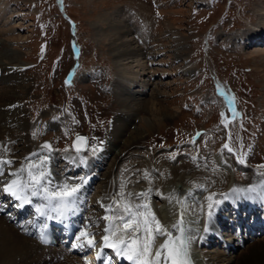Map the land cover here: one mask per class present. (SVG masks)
Returning <instances> with one entry per match:
<instances>
[{"label": "rangeland", "instance_id": "1", "mask_svg": "<svg viewBox=\"0 0 264 264\" xmlns=\"http://www.w3.org/2000/svg\"><path fill=\"white\" fill-rule=\"evenodd\" d=\"M4 2L13 13V23L18 25V34L22 37L20 71L27 86L21 92L22 112L11 110L17 117H20L19 113L24 115L25 122L9 118L10 113L4 115V133L0 135L3 157L23 155L27 152L24 149L26 143L38 144L37 140L43 136L51 137L61 150L70 148L74 133L88 134L90 144L96 146L112 137L109 132L120 105L119 95L108 88L116 68L107 46L108 39L101 36V27L106 26V19H118L119 14H124L131 18L135 28L147 24L144 29L148 35L146 45L149 52H157L153 67L164 85V95L159 98V103L170 112L174 108L179 110L172 120L142 139L132 153H143L154 160L192 157L197 166L201 167L204 162L210 170L218 166L213 159L221 154L227 170L232 168L239 173L237 175L234 170L238 178L234 180L233 171L231 174L228 170V180L237 183L244 180L252 168L264 169V43H257L258 39L264 38V28L255 39L244 40L264 15L259 10L261 5L264 6V0ZM168 25L184 36L185 50L179 54L181 56H176L173 51V36ZM136 33L135 36L140 32ZM76 56L80 67L72 78L70 73ZM185 59L192 66L190 72L181 70L187 64ZM88 68L94 69L96 77L84 80ZM3 85L7 86L1 83L0 90ZM228 98L233 101L237 115L226 124L230 118ZM224 144H228L232 152L225 149ZM88 149L93 150L92 147ZM68 152L73 153L70 149L64 151V155ZM242 154H246L245 164L237 162V157ZM111 158L114 164L111 154L103 158L108 161L100 174L105 180L98 184L104 183L108 196L113 198L115 195L110 193L113 185H110V179L107 181L108 176L106 178L107 172L114 169ZM13 161L16 164L19 159ZM61 162L62 166L65 160ZM16 168L18 166L11 170ZM113 189L116 190L115 176ZM244 248L226 251L225 255L246 256Z\"/></svg>", "mask_w": 264, "mask_h": 264}, {"label": "bare ground", "instance_id": "2", "mask_svg": "<svg viewBox=\"0 0 264 264\" xmlns=\"http://www.w3.org/2000/svg\"><path fill=\"white\" fill-rule=\"evenodd\" d=\"M8 10L6 2L0 0V85L3 82L7 85H3L0 90V135L4 133V130H2L4 125L2 123H4L3 120H5L4 115L6 113H10L9 118L12 117L13 120H18L19 123L25 122V116H21L20 114L22 112L20 102V98L22 97L21 92L27 86L25 78L20 71L22 63V37L18 34V25H14L13 23V13ZM259 10H262L264 14L263 5L260 6ZM124 21L127 23H124ZM105 22L106 26L101 27V36L104 39H108L107 46L116 68L111 86L112 90L119 95L118 102L120 105L119 113L113 119L111 131L109 132L112 134V137L104 144L105 153L111 152L113 160L116 163L113 172L116 193L120 194L123 191L125 198L129 199L133 204L147 203L151 211L155 213L157 219L169 231H172L171 226L176 217L180 220L181 213H183V224L191 233V240L193 239L189 246L190 255L197 264H242L243 262L244 264H264V235L259 236L261 237L260 239L257 237L255 240L245 244L243 253H247V255L241 254L240 258L225 255L226 251L231 252L235 249L234 246L236 244L234 241L223 247V250L208 252L200 247V244H203V239L200 237L201 233H204L202 229L203 215L208 208V204L215 202L214 198L212 201H209L208 197L212 196L217 188L221 189L216 191V196H218L216 198L220 199L230 193L233 188H247L250 185H258L259 181L264 179L261 176V173L264 172L253 170L251 173L245 175L244 180L237 183L234 180H238V178L235 176L234 169L232 168L234 180H228V170L222 155H217L213 159L218 165L221 163V166L216 165L214 169L210 170L203 164L204 162L200 167L202 169H200L196 164L195 158L193 159L192 157H178L176 160L163 158L154 160L143 153H132V150L137 149L142 139L149 137L161 125L172 120L179 110L174 108L170 112L159 103V98L164 95V85L162 79L156 75L157 71L153 67L154 57L152 54H149L148 46L146 45L148 35L144 33V29H147V24L144 27L135 28L131 25V18L126 17L124 14H119L118 19H115V17L113 19L109 18V20L106 19ZM263 28L264 15L259 19L258 25L249 30V34H246L244 40L255 39L258 32L263 33ZM168 30L170 35L173 36V51L176 53V56H181L179 54L185 50L184 36L178 30H173L169 25ZM135 31L140 33H136L137 36H135ZM185 60L187 64L183 65L181 70L190 72L192 66L189 65L190 63L187 59ZM78 64L79 57L76 56V63L71 70V74L77 69ZM226 101L230 118L225 123L228 124L236 119V115L235 117L233 116V110L235 111L233 101L229 98ZM6 104L10 105L3 109ZM12 109L20 112V117H17L15 115L16 112L11 111ZM131 125L134 127L133 130H131ZM36 145L37 143L31 142L24 145V149H27L26 154H29L30 159H27L26 156V158L20 161L16 170L10 169L6 183L17 178L12 173H17L21 180L26 179L27 167L34 162L31 152L36 148ZM38 151L39 155L35 158L38 160L35 172L41 170L47 172L49 175L46 176V181L56 179L57 173L55 169L53 170L51 162L47 161L41 167L43 157L48 156L51 158L55 156V150L47 152L39 148ZM71 154L79 157V161L81 162L82 153L73 152ZM66 155L69 156V152ZM127 155H131L132 157H126ZM3 158L0 154V160L3 161ZM51 161L53 164L52 158ZM0 166L3 170L2 165ZM22 168L25 170L21 173L20 169ZM146 174L147 178H145ZM69 176L65 180L68 184L75 185L80 183L81 178L72 179ZM95 177L85 178L87 182L83 186ZM176 183H182L187 186V191L182 193L175 192L174 185ZM122 185L124 186L123 188ZM138 188H141L140 193L148 192L149 189L151 191L147 197L138 198L135 195L128 197V193L139 194L137 193ZM55 190L57 189H50V191ZM0 191H3V187L2 189L0 188ZM119 194L110 198L105 184L101 183L99 190L96 192L99 200L97 203L106 210L109 204H112L113 209H116L118 205L112 201L121 202ZM155 198H159L160 201L155 203ZM180 200L182 204H179ZM218 207L219 209L221 208L220 205ZM15 214L19 216L21 212H17L16 209ZM108 214L114 215L113 212H108ZM9 219V217H3L0 214V264H94L93 261L85 262V256H81L78 252L72 250V248L65 249L60 246L50 248V250L42 248L34 238L28 225L26 229H21L20 226L11 224ZM108 224L106 223L105 228H107ZM91 230L93 228H85L81 231L90 234L89 231ZM192 233H196V235H192ZM28 235H32V237ZM104 235H106L105 232ZM165 238H159L158 242L162 243ZM225 248L228 250L225 251ZM164 253H162L161 259H163ZM91 255V253H88L86 256ZM222 256L224 258H221ZM249 257L250 261H247Z\"/></svg>", "mask_w": 264, "mask_h": 264}, {"label": "snow or ice", "instance_id": "3", "mask_svg": "<svg viewBox=\"0 0 264 264\" xmlns=\"http://www.w3.org/2000/svg\"><path fill=\"white\" fill-rule=\"evenodd\" d=\"M234 100V97L232 98ZM231 103V101H230ZM223 115V113L221 114ZM237 113L233 110V116L235 117ZM35 135V134H34ZM199 135V133L197 134ZM86 138L82 136H77L75 145V150L77 153L81 151L79 146L80 141H85ZM223 147L232 152V148L228 144H224ZM44 149L49 152L52 151L51 145L45 143L43 145ZM98 149L93 148V152ZM67 151V149H65ZM33 155H36L35 153ZM242 154L237 157V162L239 164H245V156ZM173 158H175L173 156ZM49 157L44 156L42 160V165L48 161ZM82 163H86V158H81ZM11 164V160L2 161L0 160V165ZM36 167L35 165L29 164L27 167V179L21 180L17 173H12L16 176V179L11 180L6 183L3 191L9 193L16 200L20 201L18 207H23L25 204H30V196H43L48 202L46 207L48 211L56 213L55 217L51 218H64L66 219L69 214L75 212L76 203L79 198L78 194L84 183H86L85 178H81L80 183L75 185H70L65 182L62 186H59L57 190L50 191L49 188L42 184L46 176L49 174L43 170L35 173L32 169ZM25 169H20L22 173ZM0 175H3V170L0 169ZM264 177V173H261ZM147 178V174L145 175ZM124 186L122 185V188ZM259 189V198L264 200V179L259 181L258 185H250L247 188H233V193L237 194V197L241 193L250 194L257 192ZM30 190V193H29ZM151 189L148 192H142L139 194L128 193V197L133 195L140 197H147ZM121 197V202L118 203V207L113 209V205H107V210L113 212L112 216H105L103 219L108 220L109 226L104 229L107 233L102 237L104 246L112 249L115 253L114 257H105L103 252L97 253V259L101 260V264H113L116 257L123 260H127L130 264H191L189 257V237L185 236V229L183 225V213H181V219L173 224L171 227L173 229H178L180 235L173 236L169 229L162 225L160 220L157 219L154 212L151 211L150 206L147 203H131V201L125 198L124 192L121 191L119 194ZM227 198V197H225ZM246 198L252 199L253 197L248 195ZM209 201H212V197H208ZM55 202V203H53ZM215 204H219L216 201ZM214 207L213 203L208 204L209 216L212 215L211 209ZM41 215L45 214L42 207L36 209ZM122 224V226H121ZM161 237H166L162 243L158 240ZM82 238H87V245L89 247L95 246V240L91 238V234L81 231L80 236L77 240ZM42 241L47 243L48 241L42 236ZM75 247H82L81 243L74 245ZM154 250V251H153ZM166 250V255H163Z\"/></svg>", "mask_w": 264, "mask_h": 264}, {"label": "water", "instance_id": "4", "mask_svg": "<svg viewBox=\"0 0 264 264\" xmlns=\"http://www.w3.org/2000/svg\"><path fill=\"white\" fill-rule=\"evenodd\" d=\"M75 142H77V141H75ZM45 143L50 144V142H49L48 139H43V140H41V141L39 142L40 145H44ZM50 145H51V144H50ZM175 189H176L177 191H181V190H184V187L181 185V183H176V184H175Z\"/></svg>", "mask_w": 264, "mask_h": 264}]
</instances>
